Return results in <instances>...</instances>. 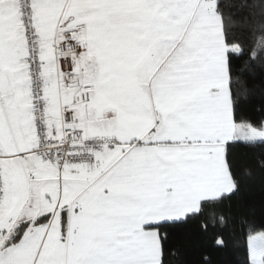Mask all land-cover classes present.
Here are the masks:
<instances>
[{
    "label": "snow or ice",
    "instance_id": "1",
    "mask_svg": "<svg viewBox=\"0 0 264 264\" xmlns=\"http://www.w3.org/2000/svg\"><path fill=\"white\" fill-rule=\"evenodd\" d=\"M257 63L264 0H0V264H171L169 228L227 227L264 181Z\"/></svg>",
    "mask_w": 264,
    "mask_h": 264
},
{
    "label": "trees",
    "instance_id": "2",
    "mask_svg": "<svg viewBox=\"0 0 264 264\" xmlns=\"http://www.w3.org/2000/svg\"><path fill=\"white\" fill-rule=\"evenodd\" d=\"M245 77L253 87L248 102L241 105V110L254 119L264 117L261 106L264 105V65L257 63L245 73ZM233 158L245 154L242 148L233 149ZM231 206L227 227L209 225L207 231L202 230L200 221L194 219L187 225L171 227L169 243L178 249V255L169 257L171 264H243V252L247 241V224L241 226L239 218L247 215V223L264 228V181L259 175L242 183L241 191L230 201H225V209ZM223 236L224 246L216 241ZM207 258V259H205Z\"/></svg>",
    "mask_w": 264,
    "mask_h": 264
}]
</instances>
